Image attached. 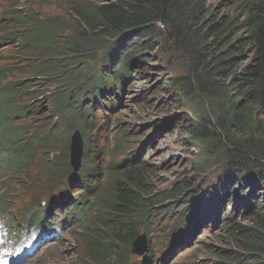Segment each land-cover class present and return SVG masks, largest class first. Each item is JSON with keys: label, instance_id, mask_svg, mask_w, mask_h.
<instances>
[{"label": "trees", "instance_id": "16d2710c", "mask_svg": "<svg viewBox=\"0 0 264 264\" xmlns=\"http://www.w3.org/2000/svg\"><path fill=\"white\" fill-rule=\"evenodd\" d=\"M236 1L241 7L240 20L238 16L229 14L220 17L211 14L205 5L206 0H114L94 6L87 3L75 5L72 11L76 27L67 35L66 46L71 52L82 55L86 52L84 38L89 29L102 26L104 32L117 34L118 42L108 52L102 70L103 84L116 89L117 95L118 84L122 86L127 80L135 78L133 74L146 78L150 64L145 61L156 59L158 50L167 47L166 50L177 55L185 54L189 72L176 81L165 78L164 83L178 87L182 96L202 98L209 106L208 119L195 114L198 121L192 143L202 156L199 157L201 162L192 171L197 172L193 180L196 181L199 172L207 170L211 164L219 165L213 175L215 180L211 184H206L208 180L205 182L206 189L195 206L201 209L210 206L208 213H219L225 217V233L222 234L226 236V249L218 252L221 261L218 264H264V202H261L264 197V0ZM43 3L44 0H8V9L12 13L10 22L17 30L2 41L16 39L19 45L27 47L28 40L42 32L44 39L32 49L41 53L37 57L40 62L31 71L34 75L48 77L57 68L50 61V52H62L58 48L61 46L51 40L56 35V26L45 27L44 22L36 19L34 11L38 8L42 13ZM58 31L64 34L63 26ZM159 37L164 45H160ZM193 61L196 62L195 69L190 67ZM79 63L72 60L73 67ZM139 64L145 65L146 69L136 71L138 68L135 66ZM71 74L79 72L75 68ZM7 96L3 94L0 98ZM58 96L55 93L46 98L52 111H57L61 105ZM171 98L178 103L184 100L182 97ZM6 102L0 100V109ZM96 106L100 104L93 97V101L90 100L84 108L91 112ZM202 112L206 114L204 107ZM10 119V115H0V123H3L0 124V139L6 133L1 146L18 155V174L28 170L40 171L48 179H52L53 175L61 181L72 175L78 181L85 179L81 171L90 169V164L95 163L93 158L97 160L95 167L99 169L101 159L98 158V147L88 135L82 136L87 146L80 170L74 173L64 165L62 153L54 151V156H50L51 151H45L50 150L58 137L57 129H54L56 126H50L43 135L41 129L23 128V123L18 130L7 133ZM82 121L85 127V121ZM79 125L77 121L76 126ZM35 134L41 136L33 137ZM41 149L40 162H33L32 157ZM129 155V158H123L122 170L116 171L111 178L110 198L116 206H106V214L102 217L104 225L82 239L83 258L78 255L76 264H136L127 260L129 246L139 232L135 225L136 215L139 214L138 219H148L151 215L149 207L160 206L162 201L146 199V202H140L141 195H147L146 184L140 179L144 174L136 166L131 167L136 155ZM58 165L63 167L62 171H57ZM106 170L109 171L108 165ZM202 181L199 178V182ZM226 201L230 210L224 213ZM165 210L168 211V208L165 207ZM216 218L211 221L213 224ZM121 241L127 242V246L119 262L115 254ZM141 264H149V260Z\"/></svg>", "mask_w": 264, "mask_h": 264}, {"label": "rangeland", "instance_id": "374dc122", "mask_svg": "<svg viewBox=\"0 0 264 264\" xmlns=\"http://www.w3.org/2000/svg\"><path fill=\"white\" fill-rule=\"evenodd\" d=\"M71 1V3L81 6H83L84 3L94 6L102 3L107 4L114 0ZM71 3H69L68 0H44L43 3L45 14L56 15L62 21L65 36L69 35L74 27H76V23L72 20L75 13L73 11L70 12ZM205 5L210 13L217 17L229 14L238 16L239 20L242 18L241 7L236 0H206ZM41 14L42 13H40V15ZM85 36L88 37L92 43L96 44V51L89 55L94 58V62H91L90 66H98L100 58H102L109 48L118 40L117 38L110 37L107 32H104L102 26L99 29H89L88 32L85 33ZM158 40L160 45H164L160 37ZM166 49L167 47H164V49L158 52L156 59L145 61L146 64H150V68H147L149 74L145 79L138 81L141 76H135L137 80H132L128 85L124 86L121 103L117 108V119L116 121L113 120L110 125L108 142L112 144L114 141V143L109 147L108 151L110 150L112 153V156H110L112 165H116V171L119 172L122 170L120 165L122 159L125 157L126 151L131 146V142L126 140L120 142V139L115 137L116 134L127 126L134 129L138 134L137 138L139 140L135 146L136 151L140 148L141 143L147 141V144H149L151 140L152 143L149 144L148 147H151L152 154L146 152V147L144 146L139 155L143 159V165H145L144 170L141 166H137V170L144 174V176L140 178L141 182L144 180L146 184L144 188L146 193L152 195L150 200L158 199V201H162L161 206L177 209L184 203L185 195H180V193L182 191L185 193L187 191L186 188L201 193L198 186H204L207 180L206 184H211L212 180H215V178H213L215 168L219 165L211 164V167H206V169L208 168L207 170H201L199 172V178L201 176L203 177L202 182H199V178L196 181L191 178L194 175L192 171H194V168L201 162L199 157L202 156L198 147L192 143V136L196 133V121H198L195 114L208 119L207 114L210 113L208 111L209 106L205 105V101H203L202 98L197 96L194 99L184 95L182 96L178 87L169 86V84L164 83L165 78L176 81L180 76H184L189 72V69H187L185 65L187 64V59L184 56L185 54H182L183 56L177 55L175 52ZM144 57L145 55L143 58ZM13 59L14 57L11 54L10 48H7L6 42H4L0 46V68L4 70V76L6 77L5 81L15 83L14 87L20 90V93L27 91V96L22 101L20 100V96H17L16 99H10L12 103L18 104V106H16V111L18 109L33 110L39 108V115H36L34 119H31L30 116L27 119V121L31 119L33 125L35 122L37 130L41 128L46 130V124H48L49 127H55L58 123L65 125L64 120H62L63 122H59L56 118L52 119L53 117L51 114L44 112L46 109V98H48L50 94L51 96L54 95L57 91L52 90V88L46 85L47 82L44 81H39L41 83L39 84L36 80L26 79V82L21 84L20 82H23L22 77L18 74L9 72L15 65ZM137 67L138 69L136 70L141 71L142 65ZM190 67L195 69L196 62L193 61ZM0 76H3V74L0 73ZM66 90V94L69 95L72 89L68 88ZM75 95L76 92L74 90V96ZM171 97L175 99L182 97L184 100L178 103ZM32 99H34L33 102H31ZM141 99L142 101L139 103ZM71 105H76V111L73 109V112H70V108L67 107H64V109L72 126L63 128V132L61 131V127H55L62 133L58 132L60 143L56 144V147L54 146L52 149L53 151L56 148L59 153H62V160L67 169L70 168L68 164V153H66L69 135L75 130V119H79L83 112H86V109L83 107L87 106L88 103L81 104L77 102V104H75L72 102ZM78 107H82V109L80 110ZM202 107L205 108L206 114L202 112ZM16 111L10 113V130L18 124L17 117L14 116ZM22 123L23 121L20 122V124ZM159 130H161L160 134L155 135L154 133H157ZM84 132L89 135L88 130ZM81 145L83 148L84 143L82 139ZM42 151L41 149L35 157H32L33 162L37 163L39 161ZM47 153H49V151ZM33 155L34 152L31 156ZM65 159L66 163L64 162ZM1 164L2 160H0V165ZM17 165L18 161L15 157L8 171L3 167L0 170V209L8 221L14 222V226L18 221L15 214L17 213L16 211L29 208V206H26L29 201L24 199V197L34 198L36 190H33V186L40 189V184H43L39 177L30 170L18 174L16 172ZM56 169L59 172L63 170V167L58 165ZM95 176L100 180L99 186L102 190L108 188L110 179L105 180V174L102 170H97ZM219 176H222V174H219ZM84 185L85 184L82 183V186ZM142 186L144 187L143 183ZM45 189L46 187L42 188V190ZM96 190L101 193L99 187H97ZM4 194L10 195L13 199L11 201L5 200ZM105 194L107 195V193ZM175 194L177 196L173 198ZM59 196L60 193L54 196V198H58ZM227 202L228 201L225 203ZM261 202H264V197H262ZM157 207L160 208V206ZM224 208V213L229 212L230 208L228 206L225 205ZM187 211L194 212L195 206L188 208ZM138 215H136L137 218ZM36 216L37 215H34V217ZM175 216V214H171L169 217H165V215H156V218L144 228L148 233L149 246L155 252L152 259H160V257H163V262L161 264H218L220 259L217 254L219 251L226 249V236L222 234L225 232L221 233L218 230H214L212 227H207L195 232L188 243L176 248L174 246L170 247L169 250L171 251L174 249L173 252H171V254H169V252L165 253L172 239L170 235L172 227L171 220H173ZM217 223H220L218 219L216 221V224ZM195 224H197L196 216L192 215L189 218V226L185 229L189 230L190 227ZM202 232L205 235H201ZM126 246L127 242L121 241L118 243L117 253L115 255L119 262H121V253L126 251ZM80 250V242L73 239L71 235H67L58 243L50 245L47 250L40 253L39 257L28 264H76L75 258L78 256ZM163 254L164 256H162ZM137 257L139 256L132 255L131 259ZM137 260L143 261V257L141 256Z\"/></svg>", "mask_w": 264, "mask_h": 264}, {"label": "clouds", "instance_id": "9594fccd", "mask_svg": "<svg viewBox=\"0 0 264 264\" xmlns=\"http://www.w3.org/2000/svg\"><path fill=\"white\" fill-rule=\"evenodd\" d=\"M75 5L77 6L78 4L72 3L71 8H70V12L72 11V8L75 7ZM8 19H9V15L3 14L2 20H0V30L1 31H6V29H8V27H9ZM36 19L40 22H44L46 24L45 27H47L51 24L54 27L56 26V32H55L56 35L51 40L54 41L57 45L61 46L58 48L62 53H59L56 51H51L49 56H50V61L52 63H54L57 66V68L55 70H53L52 75H50L48 77H45L43 75H41V76L34 75V72L31 71V68H33L34 66H37L40 62L37 59V57H39L41 55V53H38V52H35L32 50L37 45L38 41H42L44 39L43 33L40 32V33H38L39 35L32 37L28 40L27 47L19 45V42H18L19 40L6 39V47L10 48L11 54L14 57L13 62H15L14 63L15 65H14L13 69L18 68V70H19L18 74L23 75L24 81L20 82L21 84L25 83L26 79L36 80L37 82L44 81V82H47L46 83L47 86L52 88V90H56L59 93L58 102L61 103V105H60L59 109L57 110V114H58V118H59L60 122H63L62 120H64V122L66 123V125H60L58 123V126L61 127L62 132H63V130H62L63 128H68V126H72V124L70 123V121L67 118L68 116H67L66 112H64L65 111L64 107L70 108V112H73L72 110L74 109V111H76L77 107H76V105L72 106L71 105L72 102H74L75 104H77V102H80L81 104H87V103L89 104L90 100L93 101V97H96L98 99L100 106H96L94 109H92L91 112H88V109L84 108L86 106L83 105L84 106L83 108L86 109V112H83L82 116L79 119H75V121H74L75 130L72 131L69 135L68 164L74 173H77L78 170H80L84 151H85V148L87 146L86 142L83 140L82 136L85 137L86 135H88L84 132L85 130H88L89 131L88 138L90 137V139L92 141H94L93 144H95L98 147V158L101 159L100 164H99V169L102 170V172L105 174V180L110 179V182H109L108 188H105L102 190V188L99 186L100 180L95 176L96 171L99 170L95 167V166H97V160L95 158H93L95 160V163L90 164V169L81 171L82 174L84 173L85 179L81 178L78 181H76L77 178L75 179L72 175H69L67 177L62 178L61 181H57L53 175H52V179L44 180V177L42 176L40 171L32 172L39 177V179L43 182V184H40V187H41L40 189H37L36 186H33V190H36V195L34 198H29V197L25 196L24 199L29 201V203L33 199L32 205H34V204L40 202V199H41L40 197H42V195L48 194L46 206H61L64 204H70V203H72L73 196H74L72 193V189L69 190L70 186L81 187L82 183H84L85 185L82 186V188H80V190H82L81 194L85 197V200L87 201V203L90 206H91V204L92 205L94 204V206H102V207L100 208L99 213L94 214L92 216L93 218L91 219V223L89 224L88 228L85 227V228L79 229V230H77L76 233L71 235V237H73V239H76L78 242H80L81 250L79 251L78 255L81 256V258H83L82 257V254H83L82 239H85L86 235L94 233L95 230H97L100 226L104 225V221H103L102 217L106 214V211H104V208L106 206H116V202L110 198V191H111V183L113 182V180L111 178H114V174L116 172L117 166L112 165V160H110V156H112V153L110 152V150L108 151V149L111 145H113L114 141L112 144H110L108 142V135H109L110 125H111L112 121L113 120L116 121V119H117V116H116L117 108L119 107V105L121 103L122 95L118 91H117L118 92V95H117L114 89H110L109 84H106V85L103 84L104 77L102 76V70L104 69V65L106 63V58L108 56V52L110 51L111 47L114 46L118 42V40L115 44H113L109 48V50L102 56V58H100V63L98 66H95V65L90 66V63L94 62V58L92 56H89V55L96 51V44L95 43H92L88 37L84 38V42H85L84 45H86V53L84 55L75 54L74 52H71V50L67 49L66 38L68 36H65L60 31H58V28L60 29V27H62L63 24H62V21L56 15L46 14L43 18L36 17ZM44 20H46V21H44ZM72 20H73V18H72ZM49 21H51V22L48 24ZM26 33H27V31H26ZM20 34H23V33H20ZM108 34L112 38L117 37V34H115V33H108ZM8 37H10V36H8ZM0 46H1V44H0ZM158 52H160V50H158L157 53ZM25 60H29V63H30L29 67H25V63H24ZM72 60L80 62L79 65L77 67H73L72 66ZM139 65H142V64H139ZM139 65H136L135 67L138 68L137 66H139ZM58 66H64V67H58ZM75 68H76V71L79 72V74L72 75L71 71L75 70ZM143 68L146 69V66L142 65L141 71ZM136 71H138V70H136ZM9 72L12 73V70ZM0 73L3 74V77L0 76V83H2L1 84L2 86L0 87V91L6 95H13V92H14L13 90H16L14 87L15 83L4 82L5 76H4V70L2 68H0ZM27 77H29V78H27ZM138 77H140V76H138ZM142 79H145V76H141L138 81H141ZM136 80H137V78H136ZM4 84H7V85L5 86ZM39 84H41V83L39 82ZM42 86H45V85H42ZM68 88L72 89L69 95L66 94L67 93L66 89H68ZM74 90L76 92L75 96H74ZM18 91L20 92V90H18ZM22 94H23L24 99H25L27 96V91H23ZM60 95H62V96H60ZM79 96H81L80 99H77ZM62 97L64 98V100H62ZM4 99H6V98H4ZM33 101H34V99L31 100V102H33ZM141 101H142V99L139 100V103ZM16 106H18V104H13L9 107L0 109V115L5 114V115L9 116L10 113L13 112V109H16ZM78 108L80 110L82 109V107H78ZM44 112L48 113V110L45 109ZM90 113L93 115L90 116ZM26 117L27 116H25L23 119L19 120L18 121L19 124H17L13 129L18 130L21 126L20 122L26 120ZM82 119L85 121V124H86L85 127L82 125L83 124ZM77 121L80 122L79 127L76 126ZM0 124L2 125L3 123H0ZM58 126L56 124V127H58ZM25 127H29V126L25 123V126L23 128H25ZM29 128H31V127H29ZM54 129H57V128H54ZM46 130H47V128H46ZM46 130L44 129L42 131L43 135L45 134ZM10 131L11 130L9 129V124H8L7 133H9ZM61 131L57 130V134H58V132L60 133ZM129 131H132L133 133L132 134H130V133L126 134L125 133V132H129ZM82 132H83V134H82ZM160 132H161V130H159L157 133H154V134L158 135V134H160ZM5 135H6V133H4L2 135V138L0 139V160H2V164L0 165V170L3 167L4 169H7V171H8V168L11 166L14 158L16 157L17 161H18L19 157L13 150L1 146L3 140L5 139ZM35 135H33V136L35 137ZM137 135L138 134L136 133V131L134 129L127 126L126 128L121 129L118 132V134H116V136H115L116 138L118 137L120 139V142H124L125 140L131 142V146L126 151L124 158H129L130 157L129 154H131V153H133V155H136V159L131 166V167L136 166V168H137V166L145 167V165H143V163H142L143 159L139 156L140 152L144 148V146L146 147L145 148L146 152H148L149 154H152L151 147H148V145L152 143L151 140H150L149 144H147V141L141 143V146L138 149V151L135 150V146L139 142ZM98 137H101V138H98ZM58 138L59 137H57L56 141L53 143V146L50 148V150H47V151L45 150L46 152L51 151V153L49 154L50 156H54V151L59 154V152H58V150H56V148L52 151L53 147L54 146L56 147V144L60 143V140ZM62 138H63V136H62ZM80 138L82 139V142L84 143L83 148L81 145V139ZM74 139H75L76 143L78 144V147L80 148L79 165H78L77 169H75L74 166L71 164L72 142ZM38 152L39 151L36 152V155ZM41 157H42V154H40L39 162L41 160ZM123 161L124 160L122 159V162ZM98 162H99V160H98ZM107 165H108L109 171L106 170ZM112 167H114V168H112ZM122 167L123 166L120 165V168H122ZM195 173H197V172H194L193 177H195L197 175ZM193 177H191V178H193ZM69 178L72 180H68ZM87 179H89V182ZM201 179H203L202 176L200 177V180ZM92 181H95V183H92ZM46 185H50L49 188L42 190V188H44ZM97 187H99V189H101V193H99L98 190H96ZM198 188H200L201 193L196 192L195 190H191L189 188H186L187 191L185 193H183V191L180 193V195H183V194L185 195L184 203L181 204L182 206H195L196 203H198L201 200L202 192L205 191L206 185L205 184H204V186L199 185ZM59 193L61 194L60 197L54 198V196L58 195ZM105 193H109V194L106 195ZM151 196L152 195H148V194L147 195H141L140 202H146L145 201L146 199H148L149 201H153V200H150ZM176 196L177 195L175 194L173 198H175ZM4 198L7 201H11L12 197L8 194H4ZM94 198L96 199V201H95L96 203L93 201ZM50 199H53V201H49ZM137 204H139V201ZM224 204L227 205L228 203H224ZM227 206H229V205H227ZM193 214L196 216V218L198 220L200 219L201 215H204L203 211L198 209L196 206H195V211L193 212ZM138 218H139V215H138ZM137 219H136L135 225H136V227L138 226V228H140L141 227L140 225H142L145 222L146 218L143 217V218H140L138 220ZM198 224L202 227H207L208 221L207 220H199ZM220 232L222 233L225 231L223 229H221ZM137 238H138V236H137ZM143 242L149 244L148 236H144V239H142L140 241V244ZM148 249H149V246H147L146 250L144 251L145 260L151 259L150 252H152V248L150 247L149 252H148ZM129 252L131 253V255L133 254L131 252V249H130L127 253L128 259H129V255H130ZM76 258H75V262H76ZM128 262H131V260H128Z\"/></svg>", "mask_w": 264, "mask_h": 264}, {"label": "water", "instance_id": "95a60500", "mask_svg": "<svg viewBox=\"0 0 264 264\" xmlns=\"http://www.w3.org/2000/svg\"><path fill=\"white\" fill-rule=\"evenodd\" d=\"M79 157H80V148L78 147V144L74 139L72 142L71 164L74 166L75 169L78 168Z\"/></svg>", "mask_w": 264, "mask_h": 264}, {"label": "bare ground", "instance_id": "6f19581e", "mask_svg": "<svg viewBox=\"0 0 264 264\" xmlns=\"http://www.w3.org/2000/svg\"><path fill=\"white\" fill-rule=\"evenodd\" d=\"M86 50V49H85ZM86 53V52H85ZM84 53V54H85ZM81 54V53H80ZM84 54H82V55H84ZM73 187L72 186H70V188H69V190H71ZM217 219L220 221V223H221V219H219V218H216V221H217ZM220 223H217V224H220Z\"/></svg>", "mask_w": 264, "mask_h": 264}, {"label": "snow or ice", "instance_id": "6c2138e0", "mask_svg": "<svg viewBox=\"0 0 264 264\" xmlns=\"http://www.w3.org/2000/svg\"><path fill=\"white\" fill-rule=\"evenodd\" d=\"M0 264H8V261L5 259L3 261H0Z\"/></svg>", "mask_w": 264, "mask_h": 264}]
</instances>
